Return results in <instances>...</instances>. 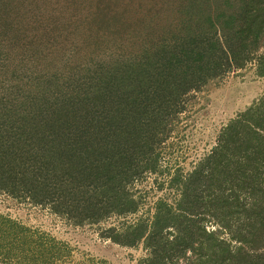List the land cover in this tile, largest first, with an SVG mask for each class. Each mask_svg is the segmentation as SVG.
Returning <instances> with one entry per match:
<instances>
[{"label": "trees", "instance_id": "16d2710c", "mask_svg": "<svg viewBox=\"0 0 264 264\" xmlns=\"http://www.w3.org/2000/svg\"><path fill=\"white\" fill-rule=\"evenodd\" d=\"M262 44L264 0H0V191L74 225L138 215L128 187L158 171L166 118ZM257 65L264 77V53ZM263 139L264 95L191 172L171 178L178 198L101 237L141 247L139 264H177L194 245L204 194L255 169ZM201 229L216 238L218 261L228 244ZM70 256L67 242L0 212V264Z\"/></svg>", "mask_w": 264, "mask_h": 264}, {"label": "rangeland", "instance_id": "374dc122", "mask_svg": "<svg viewBox=\"0 0 264 264\" xmlns=\"http://www.w3.org/2000/svg\"><path fill=\"white\" fill-rule=\"evenodd\" d=\"M263 53L264 44L251 49L248 55L252 59L245 66L233 65L225 76L188 93L182 101L187 105L186 110L166 118L167 137L155 147L158 171L145 173L128 187L140 197L142 208L138 215L112 216L100 224L74 225L47 208L20 202L1 191L0 212L67 242L71 256L63 264H139L140 258L146 255L141 247L114 244L101 237V231L137 216L151 217L154 204L160 198L169 202L178 198L171 178L177 171L184 177L191 172L216 145L221 129L264 95V77L257 71V62ZM242 171L244 177H231L221 188L212 186L210 195L204 194L207 197L201 199L196 215L194 245L177 264H198L200 259L205 264H264V155L255 169ZM231 172L232 176L238 175L234 170ZM219 189L222 195L217 194ZM217 197L223 201H216ZM202 227L207 232H217L218 240L228 244L229 251L218 261L213 255L216 238L204 234ZM202 244L205 248L200 250Z\"/></svg>", "mask_w": 264, "mask_h": 264}]
</instances>
